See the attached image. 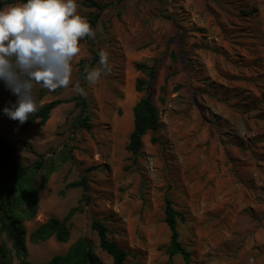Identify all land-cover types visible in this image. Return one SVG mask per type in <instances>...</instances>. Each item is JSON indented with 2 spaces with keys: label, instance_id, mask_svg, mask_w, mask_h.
<instances>
[{
  "label": "rangeland",
  "instance_id": "1",
  "mask_svg": "<svg viewBox=\"0 0 264 264\" xmlns=\"http://www.w3.org/2000/svg\"><path fill=\"white\" fill-rule=\"evenodd\" d=\"M3 1L0 7L20 3ZM77 13L95 36L80 41L67 87L33 88L38 107L62 101L44 123L9 119L3 109L16 97L0 83V139L24 166L44 159L34 179L36 210L20 216L28 260L64 256L84 238L103 264H112L90 228L98 219L126 251L124 264H185L166 251L169 200L183 217L176 229L190 264H264V0H77ZM137 63L156 69L141 92L135 82L148 77ZM93 69L102 73L94 85L84 79ZM147 90L157 129L134 155L125 148L132 109ZM83 117L90 130L73 126ZM51 161L57 170L42 182ZM82 176L87 191L66 187ZM73 208L66 243L30 241L36 228ZM0 264H17L2 232Z\"/></svg>",
  "mask_w": 264,
  "mask_h": 264
},
{
  "label": "trees",
  "instance_id": "2",
  "mask_svg": "<svg viewBox=\"0 0 264 264\" xmlns=\"http://www.w3.org/2000/svg\"><path fill=\"white\" fill-rule=\"evenodd\" d=\"M16 2H25V0H4V4H13ZM93 7L103 9L105 5L91 1ZM95 18L91 20L94 23ZM95 60L91 62L94 64ZM135 68L141 73L146 74L148 80L137 79L134 89L141 92L148 88L150 82L156 77V69L153 65L137 63ZM61 100H52L41 107L29 117L30 120L39 119L44 123L51 111L61 104ZM82 104V103H79ZM133 129L129 134L126 150L136 155L142 148V138L149 130L157 129V110L152 102V94L149 90L142 96L132 109ZM73 126L75 128H84L90 130L92 127L87 117L78 118ZM152 142H156L154 137ZM44 165V159L41 157L35 164L30 166L22 165L17 159L12 158L11 147L0 139V232L6 235L10 242L17 264H36L28 260V252L25 242L26 231L22 224L21 214L31 217L36 210V193L39 185L34 182L36 173ZM54 161L47 164L46 174L42 176V182L52 172H55ZM67 188H82L87 191L89 185L87 178L82 176L80 179L70 182ZM76 208L71 209L64 218H50L45 223L36 228L30 235V241L39 243L50 237L59 243H66L70 238V228L68 221L73 216ZM177 219L183 220L182 214L175 211L169 200L166 201L164 209V222L170 231V241L167 246V253L170 258L181 256L185 264H190V253L179 241L177 232ZM90 228L98 237L99 247L108 256L111 257L112 264H124L127 253L120 248L116 242L108 237L107 226L98 219H93ZM41 264H103L99 257L92 251L90 244L84 238L77 239L70 247L68 253L64 256H55L46 263Z\"/></svg>",
  "mask_w": 264,
  "mask_h": 264
},
{
  "label": "clouds",
  "instance_id": "3",
  "mask_svg": "<svg viewBox=\"0 0 264 264\" xmlns=\"http://www.w3.org/2000/svg\"><path fill=\"white\" fill-rule=\"evenodd\" d=\"M94 36L87 20L77 13V0H25L0 7V83L16 97L3 113L23 125L38 110L33 88L67 87L80 41ZM99 58L103 71H110L103 51ZM101 74L89 70L84 79L94 85ZM73 91L84 94L79 86Z\"/></svg>",
  "mask_w": 264,
  "mask_h": 264
}]
</instances>
